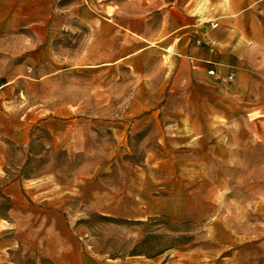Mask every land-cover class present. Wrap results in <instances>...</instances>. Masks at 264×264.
<instances>
[{"label": "rangeland", "instance_id": "rangeland-1", "mask_svg": "<svg viewBox=\"0 0 264 264\" xmlns=\"http://www.w3.org/2000/svg\"><path fill=\"white\" fill-rule=\"evenodd\" d=\"M191 2L237 76L104 0H0V264H264V0Z\"/></svg>", "mask_w": 264, "mask_h": 264}, {"label": "crops", "instance_id": "crops-1", "mask_svg": "<svg viewBox=\"0 0 264 264\" xmlns=\"http://www.w3.org/2000/svg\"><path fill=\"white\" fill-rule=\"evenodd\" d=\"M104 3L108 15L106 17L108 29L114 30L112 20L107 13L108 9L114 6L120 7L121 13L119 14L126 21L129 20L131 24L133 20L138 21L145 27V32L138 34L146 41H157L167 48L170 45L180 49L187 46L186 57L181 60L180 67L185 69L190 63L195 74L201 79L208 78L211 83H214L216 78L211 73L220 75L216 77L224 78L231 68L232 71L234 70L235 77L238 73L235 70L246 64V53L234 49L233 36L230 34L231 30L227 27V23L211 21V5L205 6L204 3L202 9L198 6L193 8L191 0H104ZM135 5L140 8L138 13L133 14L128 8ZM91 17L98 21L97 12H94ZM251 25L254 26V22ZM122 28L131 32L127 25H123ZM191 42L193 44L203 42L205 46L190 45ZM254 63V60L252 63L250 61L251 66ZM236 88L243 90V88L247 89V86L237 85Z\"/></svg>", "mask_w": 264, "mask_h": 264}, {"label": "built area", "instance_id": "built-area-1", "mask_svg": "<svg viewBox=\"0 0 264 264\" xmlns=\"http://www.w3.org/2000/svg\"><path fill=\"white\" fill-rule=\"evenodd\" d=\"M231 78H233V77H231Z\"/></svg>", "mask_w": 264, "mask_h": 264}]
</instances>
